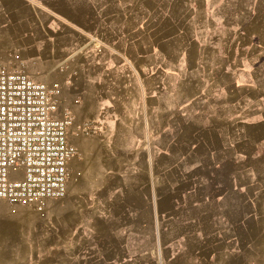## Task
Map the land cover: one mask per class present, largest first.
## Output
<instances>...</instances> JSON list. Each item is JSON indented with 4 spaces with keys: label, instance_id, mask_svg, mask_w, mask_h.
Masks as SVG:
<instances>
[{
    "label": "rangeland",
    "instance_id": "1",
    "mask_svg": "<svg viewBox=\"0 0 264 264\" xmlns=\"http://www.w3.org/2000/svg\"><path fill=\"white\" fill-rule=\"evenodd\" d=\"M57 1L126 55L149 130L81 222L0 200V264H264V0Z\"/></svg>",
    "mask_w": 264,
    "mask_h": 264
},
{
    "label": "crops",
    "instance_id": "2",
    "mask_svg": "<svg viewBox=\"0 0 264 264\" xmlns=\"http://www.w3.org/2000/svg\"><path fill=\"white\" fill-rule=\"evenodd\" d=\"M65 28L74 33L69 41H64ZM124 60L122 51L101 44L95 35L65 17L57 0H0V68L23 69L33 78L59 87L61 107L73 115L69 138L78 154L69 163L63 205L71 204L72 215L80 222L86 217L80 211L82 204L90 207L93 200L104 202L85 188L90 179L99 178L105 186L104 178L117 174L121 153L123 158L136 154L138 133L149 130V124L142 121L144 97L137 99L136 84H128ZM111 198L107 204L116 202L113 195ZM110 212L100 210L102 216ZM86 227L74 228L73 235H82ZM82 245L74 242L71 249Z\"/></svg>",
    "mask_w": 264,
    "mask_h": 264
},
{
    "label": "built area",
    "instance_id": "3",
    "mask_svg": "<svg viewBox=\"0 0 264 264\" xmlns=\"http://www.w3.org/2000/svg\"><path fill=\"white\" fill-rule=\"evenodd\" d=\"M60 95L26 70L0 68V200L41 210L66 197L78 149Z\"/></svg>",
    "mask_w": 264,
    "mask_h": 264
}]
</instances>
